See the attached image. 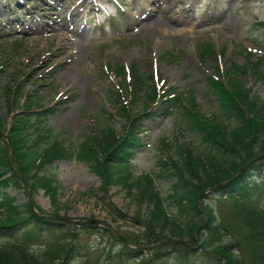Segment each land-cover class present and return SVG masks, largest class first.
Returning <instances> with one entry per match:
<instances>
[{"label": "rangeland", "instance_id": "1", "mask_svg": "<svg viewBox=\"0 0 264 264\" xmlns=\"http://www.w3.org/2000/svg\"><path fill=\"white\" fill-rule=\"evenodd\" d=\"M86 1L89 6H85ZM161 4L171 10L162 12L153 7ZM13 8L18 9L15 16L11 14ZM152 9H157L155 18L143 20L134 31L131 26L137 17ZM45 12H53V20L47 19V25L40 26L38 21ZM77 12L86 14L85 21L80 19L78 23L81 29L72 21ZM108 15L115 26L104 28L100 24ZM18 16L27 19L26 27L10 21ZM157 16L167 27L150 33L146 29L154 25ZM262 22L264 0H0V118L9 127L16 113L53 109L45 127L51 135L49 142H60L78 152L83 142L106 124L111 123L118 133L124 131L126 121L108 98L112 92L130 97L129 71L133 67L145 77L158 74L165 79L164 85L155 80L160 93L176 87L188 108L194 97L201 113L207 117L219 115L218 102L208 93L207 78L228 63L255 66V56L249 58L245 50L252 48V54H264ZM215 46L225 49L226 55L200 62L199 50ZM122 67L125 73H117ZM259 75L248 73L245 84L264 103V81ZM32 91L38 97V106L28 110L22 104ZM149 91L136 98L138 103L133 106V115L150 110L153 116L146 118L142 144L124 171L126 180L120 186L106 187L89 164L75 154L45 166L40 173L54 176L60 186L56 204L45 190L34 194L10 188L6 193L18 205L32 199L45 214L65 224L53 231L30 229L12 238H0V248L11 249L16 256L36 264H151L149 260L155 255L152 250L143 249L144 260L127 257L126 252L133 247L119 238L138 245L142 242L150 205L140 198L137 183L144 176L152 177L169 206L175 178L169 175L171 165L166 167L162 162H170V157L178 159V146L198 153L207 143L201 134L188 130L185 111L176 107L167 112L161 99L150 98ZM207 196L206 200L215 205L217 224L222 229L220 234L208 237L232 244L243 260L264 264L262 211L254 212L249 205L241 204L243 210L236 208L227 198L218 201L219 194L209 192ZM250 202L258 200L252 197ZM202 234L206 236L205 226L195 234L196 243L204 239ZM66 241L75 249L72 257L61 263L55 256H65L60 247ZM188 243L193 244L190 240ZM153 264L179 263L172 257H161Z\"/></svg>", "mask_w": 264, "mask_h": 264}, {"label": "trees", "instance_id": "2", "mask_svg": "<svg viewBox=\"0 0 264 264\" xmlns=\"http://www.w3.org/2000/svg\"><path fill=\"white\" fill-rule=\"evenodd\" d=\"M217 53V50L209 47L203 49L201 56L206 59L216 56ZM261 66H264V58L258 60L252 71L259 73ZM248 69L231 63L225 72L217 70L208 78V93L215 97L220 109V114L211 118L197 109L194 98L190 101L191 108L181 103V97L175 88H170L166 100L161 99L167 112L171 113L176 107L185 111L188 130L201 134L207 146L202 150L198 149V153L191 148L178 146V160H172L171 157L170 162H162L166 167L171 165L169 175L175 178L168 199L169 206L165 205L151 178L144 177L143 182L138 183L141 199L148 200L150 205L144 221L146 228L139 245L158 244L166 240H186L188 243L190 240L194 246H198L194 234L205 221L198 207L199 198H202L201 207L207 224L206 236L202 234L204 239L197 250L193 248V244L175 242L152 250L155 255L149 260L151 264L161 257H172L179 264H259L250 258L243 260L244 256L237 254L232 244L223 243L222 240L212 241L208 237L210 234L212 237L220 234L222 229L217 224L215 205L206 200L207 195L202 196L206 190L215 187L211 194H219L218 201L227 198L236 208L249 205L250 210L254 212L260 209L264 217V103L246 87L244 79ZM133 71V87L142 92L149 86L148 78L138 74L136 67ZM260 74L264 79V73ZM149 78L152 80V77ZM223 78H227V81ZM155 96L157 92L153 90L149 97ZM110 100L126 117L128 123L124 132L119 135L111 123L106 124L101 129V137H89L76 152L80 159L87 162L91 169L104 179L107 187L120 185L126 180L123 173L134 157L133 149L140 145L145 118L150 119L153 116V113L147 112L132 117L126 106L121 104L120 94L112 92ZM36 104L38 101L34 95L26 97L24 105L29 110ZM52 113L53 111L35 115L27 112L17 113L14 114L9 127L4 119L0 118V238L12 237L19 231L30 229L39 232L53 231L65 224L57 218L38 216L31 208L30 201L18 205L16 199L5 192L11 187L24 188L27 193L32 191L34 194L45 190L53 198L54 204L57 203L60 186L56 178L46 173L41 174L40 171L58 160L72 157L75 151H70V148H65L59 142L50 143L49 137L42 134L46 118ZM231 124L234 126L231 127ZM3 133L8 134L14 150L12 162L9 145ZM256 158L258 159L239 172L244 164ZM235 174L237 176L231 179ZM222 182L223 184L219 185ZM252 197L258 202L251 203ZM36 208L44 214L40 207ZM77 226L74 225V230ZM69 243L66 241L60 247V251H65L64 257L55 256L61 263L72 257L75 246ZM126 256L146 259L144 251L140 249L129 248ZM0 264L36 263H28L24 258L16 256L11 249L0 248Z\"/></svg>", "mask_w": 264, "mask_h": 264}, {"label": "bare ground", "instance_id": "3", "mask_svg": "<svg viewBox=\"0 0 264 264\" xmlns=\"http://www.w3.org/2000/svg\"><path fill=\"white\" fill-rule=\"evenodd\" d=\"M86 5H87V3H85ZM153 7H157V8H159L162 12H167V11H170L171 10V8L169 7V6H165L164 4H161V5H155V6H153ZM154 12H157V9H152V11H151V13L150 12H145V13H143V14H141L140 16H138L137 17V20H136V22L137 23H141L143 20L145 21V20H151V19H154L155 18V15H154ZM12 13H17V11L15 10V11H13ZM53 15H54V13L53 12H45L44 13V15L43 16H41V18H40V20L38 21L39 22V25L40 26H45V25H47L46 24V20L47 19H50V20H53ZM81 17H82V15H79V14H77L76 16H75V18H73V22H75L76 23V25L75 26H77V28H80L81 26H79V21H80V19H81ZM14 22H16V23H18V24H20V25H24L25 26V22L24 21H22V19L21 18H16L15 20H14ZM26 27V26H25ZM167 27V24L165 23V22H163L161 19H160V16H157V18H156V22L154 23V25L153 26H151L150 28H148V29H146V30H148V32H150V33H155V32H158V31H164V29ZM65 49H66V47H65Z\"/></svg>", "mask_w": 264, "mask_h": 264}, {"label": "water", "instance_id": "4", "mask_svg": "<svg viewBox=\"0 0 264 264\" xmlns=\"http://www.w3.org/2000/svg\"><path fill=\"white\" fill-rule=\"evenodd\" d=\"M6 137V139L8 140V137L7 136H5ZM9 146H10V148H11V158H12V154H13V151H12V146H11V143L9 142ZM201 227H199V229H200ZM198 229V230H199Z\"/></svg>", "mask_w": 264, "mask_h": 264}]
</instances>
